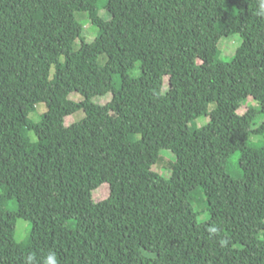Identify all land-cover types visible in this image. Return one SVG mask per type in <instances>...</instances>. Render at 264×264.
<instances>
[{"label":"trees","instance_id":"1","mask_svg":"<svg viewBox=\"0 0 264 264\" xmlns=\"http://www.w3.org/2000/svg\"><path fill=\"white\" fill-rule=\"evenodd\" d=\"M236 258L264 262V0H0V264Z\"/></svg>","mask_w":264,"mask_h":264},{"label":"rangeland","instance_id":"2","mask_svg":"<svg viewBox=\"0 0 264 264\" xmlns=\"http://www.w3.org/2000/svg\"><path fill=\"white\" fill-rule=\"evenodd\" d=\"M101 16L104 17L105 19L108 18V16L105 15L103 12H101ZM81 23L84 25L83 33L85 36H87V40L89 42L94 41L95 37L97 35V29L91 25L89 20L82 21ZM79 32H80L79 28H72L70 30V33H69L70 38L72 40H74L76 43V45H75L76 48L80 47V44L77 41V37H78ZM242 43H243V39L238 35H235L233 37L222 38L218 44L219 50L221 52L220 59L224 62L232 61L235 57L237 49L239 47H241ZM167 86H168V80H166V87L165 88H167ZM70 99H72L74 101H80L82 99V97L79 94H73L70 96ZM109 100H111V95H107L104 97H97L94 99V103H96L98 105H105L108 103ZM248 105L256 106V103L253 102L251 99V100H249ZM213 107H214V105L211 106V109H213ZM242 109H241L240 113L244 114L246 112V109H244V110H242ZM46 111H47V108H46L45 104H41L37 107V112L32 114L31 117L35 121H39L41 115L46 113ZM84 117H85V114L83 112H79L73 116L66 118V124L68 126H70V125L78 122L79 120H82ZM208 122H209V118L202 117L195 122V125L197 127H202V126L206 125ZM252 140L254 142H256V140H258V138L256 140H255V138H252ZM161 155L164 158V162H162L160 165H158L156 168H154V170L158 171L159 173H161L165 177H169L171 175V172L166 169V164L168 161H174L175 156L169 151H164L161 153ZM94 195H95L96 202H98L99 211H100V213H102L104 210L103 203H104L105 199H107L109 197L108 186L103 185L98 191L95 192ZM198 199H200V197H198ZM196 210L199 212L200 206H198L196 208ZM208 219H209V213L208 212L199 213V215H198L199 222H203V221H206ZM29 231H30L29 223L27 221H24V220H18L17 227H16V236H15L16 241L18 243L24 242L27 239V236L29 235ZM236 259H239L240 261H244L247 264H250V263H252V264H264V262H258L257 261L258 259H256V258H236Z\"/></svg>","mask_w":264,"mask_h":264}]
</instances>
